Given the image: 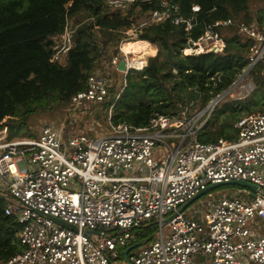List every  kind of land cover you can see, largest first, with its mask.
Segmentation results:
<instances>
[{
    "label": "built area",
    "instance_id": "1",
    "mask_svg": "<svg viewBox=\"0 0 264 264\" xmlns=\"http://www.w3.org/2000/svg\"><path fill=\"white\" fill-rule=\"evenodd\" d=\"M104 2L126 11L137 0ZM160 3L162 9L123 32L120 53L110 66L117 69L124 59V73L143 69L145 62L140 67L130 64L132 55L122 44L136 40L145 25L171 19L189 31L196 24V16L177 14L175 0ZM191 9L196 13L199 6ZM218 26H234L253 40L249 62L237 80L193 113L185 108L176 115L159 114L145 127L109 122L105 134L92 136L44 123L36 137L9 139V127L2 121L0 193L5 214L20 225L23 250L1 264H118L121 253V264H264V233L257 231L264 227V114L236 121L232 141L204 143L196 137L238 82L250 94L249 71L264 59V25L216 21L190 47L197 54L223 51L226 42L216 32ZM73 31L67 23L53 37L49 63L64 61ZM109 69L105 75L88 76L86 88L72 96L71 110L106 99L112 84ZM231 180L250 182L261 193L239 187L201 214L179 211L210 184ZM150 222L156 225L153 238L138 250H128L137 243L136 231ZM198 253L200 260L193 258Z\"/></svg>",
    "mask_w": 264,
    "mask_h": 264
},
{
    "label": "trees",
    "instance_id": "2",
    "mask_svg": "<svg viewBox=\"0 0 264 264\" xmlns=\"http://www.w3.org/2000/svg\"><path fill=\"white\" fill-rule=\"evenodd\" d=\"M104 1L0 0V128L10 125L9 139L36 137L40 128L34 133L31 117L57 108L69 114L82 109L95 122L105 123L109 118L114 125L132 127L148 126L159 114L176 115L191 107L196 111L238 78L248 65L253 40L240 35L234 26H218L215 30L226 42L223 51L184 54L183 50L216 21L264 25V0H175L177 14L196 16V24L185 31L183 25L167 19L139 29V41L124 46L142 50L132 54L135 59L130 64L134 66L144 53L152 51L150 44L157 46L143 69H129L125 74L115 69V75L121 74V83L117 88L112 80L103 102L71 110V98L86 88L88 76L106 74L123 32L153 10L162 9L161 0H137L126 11L111 9ZM193 5L199 6L198 12H192ZM67 23L74 30L72 48L63 62L49 63L53 37ZM249 77L254 91L215 108L196 135L200 142L232 141L237 136L236 121L252 113L264 114V59L250 69ZM5 204L0 198V264L23 250L18 239L20 225L5 214ZM155 229L150 222L136 231L137 243L150 241Z\"/></svg>",
    "mask_w": 264,
    "mask_h": 264
},
{
    "label": "rangeland",
    "instance_id": "3",
    "mask_svg": "<svg viewBox=\"0 0 264 264\" xmlns=\"http://www.w3.org/2000/svg\"><path fill=\"white\" fill-rule=\"evenodd\" d=\"M133 41H135V40H133ZM136 41H139V40H136ZM126 43H128V42H126ZM122 46H124V43L122 44ZM152 46L155 49L157 47L156 45H152ZM155 49L152 50L150 52V54L144 53L141 56V57H143V59L142 60H138L139 65L136 66V67H140V65L143 64L144 62L146 63L147 62V57L153 56L157 52V51L155 52ZM195 51L196 50L192 49L191 47L185 48L183 50L184 54H197ZM119 53H120V50H119V45H118L117 54H119ZM127 54H129V53H127ZM129 58H130V63L134 62V59H135L134 55H132V56L129 55ZM108 69L109 68L106 67L105 70L108 72ZM115 69H116V66L115 65H111L110 69H109V73L111 75L110 76L111 79L113 81L115 80L114 82H116V86L118 88V86L121 83V80H120L121 74L115 75L114 74V70ZM130 69H134V68H130ZM254 89H255V86H254V83H253V86L250 89L251 92L254 91ZM248 94L249 93L245 89V87L243 88L242 81H240V82H238L236 84V86H235V88H234V90L232 92V95L231 96H226L225 100L223 102L219 103L217 108L221 107L223 104L228 103L230 101L243 99ZM63 110L64 109L57 108V109H54V110L44 111V112H40V113H37V114L33 115L31 117V120L29 121L30 122V127L34 130V133L44 123H53V124H55L57 126H60L62 129H65L66 133L84 132V131H89L90 132L91 131L94 134H105V132H107V130L109 129V120H107L108 122H105V123L104 122H97V121L95 122V120L92 117L86 116L85 112L82 109L78 113L70 112V114H69V112L66 113L67 110H65V111H63ZM194 111L195 110L191 107L190 110H189V113H193ZM68 117L71 120V125L67 126V118ZM243 117H245V116H243ZM5 121H6V119H4L3 122L5 123ZM9 126L10 125H8V127ZM23 137H27V136H23ZM237 188H239V186L234 185V184H225V185L216 186L214 188H210L204 194H202L200 197H198L196 200H194L191 204H189L185 208L184 212L190 213L192 211H196L197 213L201 214L206 209H208L210 206L214 205L215 202L217 200H219L221 197L231 196L232 194H234L235 191L237 190ZM0 190H2L1 186H0ZM255 194L256 193L253 192V195H255ZM252 229L255 230L256 227H252ZM260 230L261 229H257V231H260ZM261 231H263V230H261ZM141 246H138V247H136L134 249L138 250ZM123 257H124L123 253H121L119 261H118V264H121L120 262H121ZM193 258L199 259V260L202 259L201 255L199 253L196 254ZM247 264H255V263L247 262Z\"/></svg>",
    "mask_w": 264,
    "mask_h": 264
},
{
    "label": "water",
    "instance_id": "4",
    "mask_svg": "<svg viewBox=\"0 0 264 264\" xmlns=\"http://www.w3.org/2000/svg\"><path fill=\"white\" fill-rule=\"evenodd\" d=\"M117 69L121 72H126V63L125 60L122 59L118 65H117ZM225 184H234L237 185L239 187H243V188H248L250 189L252 192L254 193H261L260 189L247 181H243V180H231L229 182L226 183H215V184H210L209 186H207L204 190L200 191L198 194H196L194 197H192L190 200H188L186 203H184L179 211H183L189 204H191L194 200H196L198 197H200L202 194H204L207 190H209L210 188H214L216 186H220V185H225ZM4 196L0 193V198H3ZM55 222L59 223L60 225L64 226V227H68V228H74L72 225L67 224L66 222L60 220L59 218H54L53 219ZM143 245V242H138L134 245H132L128 250L132 249V248H136L138 246Z\"/></svg>",
    "mask_w": 264,
    "mask_h": 264
},
{
    "label": "bare ground",
    "instance_id": "5",
    "mask_svg": "<svg viewBox=\"0 0 264 264\" xmlns=\"http://www.w3.org/2000/svg\"><path fill=\"white\" fill-rule=\"evenodd\" d=\"M133 40H130L128 42H131ZM123 50L126 52V53H129V54H140L142 52V50H140L139 48H136L135 46L133 45H126V46H122Z\"/></svg>",
    "mask_w": 264,
    "mask_h": 264
},
{
    "label": "crops",
    "instance_id": "6",
    "mask_svg": "<svg viewBox=\"0 0 264 264\" xmlns=\"http://www.w3.org/2000/svg\"><path fill=\"white\" fill-rule=\"evenodd\" d=\"M149 44H150V43H149ZM150 45L152 46L153 44H150ZM152 48H153L152 50L155 49L153 46H152ZM156 51H157V47H156V49H155V52H156ZM148 54H150V53H148ZM261 230H263V231H261ZM261 230H260V234L264 233V228H262Z\"/></svg>",
    "mask_w": 264,
    "mask_h": 264
}]
</instances>
